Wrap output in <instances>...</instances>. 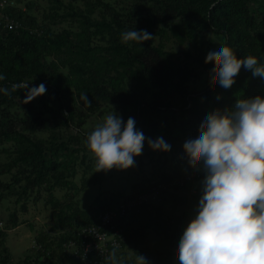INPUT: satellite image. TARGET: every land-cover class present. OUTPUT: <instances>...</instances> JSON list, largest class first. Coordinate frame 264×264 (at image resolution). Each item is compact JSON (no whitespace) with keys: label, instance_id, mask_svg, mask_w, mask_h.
<instances>
[{"label":"rangeland","instance_id":"rangeland-1","mask_svg":"<svg viewBox=\"0 0 264 264\" xmlns=\"http://www.w3.org/2000/svg\"><path fill=\"white\" fill-rule=\"evenodd\" d=\"M155 1L0 0V28L5 19L14 18L19 23L15 32L25 38L36 35L35 42L39 47V57L31 51L15 55L0 50V75L6 79L8 72H23L29 89L40 83L45 85L32 71L38 65L44 67L49 78L56 76L57 71L67 77L69 70L62 66L64 55L49 44L48 37L63 31H71L76 36L82 34L81 17L73 16L72 7L75 12L96 20H111L114 10H119L125 18L128 15L138 21L140 17L156 15ZM250 8L251 17L261 21L264 0H250ZM173 25L172 21L161 23L159 27L166 29L167 34L164 38L155 35L152 40L155 45H163L173 52L180 62L186 59V52L195 59H206L209 51L218 49L226 41V35L213 32L193 40H181L171 35L169 28ZM241 28L245 26L241 25ZM91 37L93 46L108 45L109 36L92 34ZM263 45V40L253 43L262 59L261 64H264ZM188 61L195 63L194 59ZM198 72L199 78L192 79L189 85L205 116L216 109L232 108L238 99L257 95L264 98V85L257 86L258 77L253 76L248 79L255 83L251 91L234 86L230 89L219 87L209 96L205 91L211 85L210 73L203 68H198ZM58 80L64 87L71 88L75 96L76 121H85L82 127L59 123L62 117L59 99L52 90L23 104L26 89L23 95L3 106L8 117L18 122L28 114L47 120L45 125L36 126L26 135L42 141L50 150L46 167L51 168L52 155L59 165L57 171H46L45 168L46 176L40 183L36 181V162H15L28 143L16 136L0 143V264H88L81 257L79 233L86 227V220L79 211L94 215L109 199L119 205L147 197L154 188L160 189L161 193L146 198L140 204L143 208L130 216L133 225L126 231L127 240L117 251V256H123L125 264H134L136 253L145 256L150 264H177L179 240L196 214L203 178L202 171L189 167L183 144L198 135L205 116L202 120L196 117V122L190 123L188 114L183 112L175 117L170 113L162 114L145 137L153 140L163 137L171 145L169 152L153 151L146 139L142 154L135 157L134 167L96 172L95 158L86 146V138L113 111L125 123L129 117L135 119L133 106L128 101L140 96L142 89L137 79H111V86L119 89L113 101L96 100L92 94L88 96L91 103L88 107L80 99L74 79ZM10 163L14 164L10 167ZM199 173L201 176H196ZM30 180L36 182L35 186H27ZM39 240L43 242L39 244Z\"/></svg>","mask_w":264,"mask_h":264},{"label":"trees","instance_id":"trees-1","mask_svg":"<svg viewBox=\"0 0 264 264\" xmlns=\"http://www.w3.org/2000/svg\"><path fill=\"white\" fill-rule=\"evenodd\" d=\"M155 3L158 7L156 15L140 17L138 21L130 19L128 15V19L125 18L119 10H114L111 20L106 18L96 20L89 15L75 12L72 7L73 16L81 17L82 34L76 36V33L71 31H63L48 37L49 44L64 55L62 66L69 70V75L66 77L54 70L56 76L49 78L41 65L32 71L38 76L39 82H45L46 89L52 90L55 97L59 99L58 109L62 116L60 124L67 126L74 124L82 127L85 121H76V109L73 105L75 96L71 88L61 85L57 82L60 81L58 79H74V86L79 96L82 93L87 96L93 94L96 100L106 101H113L119 93L118 88L111 86V79H137L142 94L135 95L136 97L128 102L135 112V127L144 135L155 127L164 113H170L175 117L177 113L183 112L188 114L186 117L190 123L196 122V117L200 120L204 118L205 115L200 110L198 100L193 96L195 93L190 90L189 83L192 79L199 78L198 68H203L210 73L214 64H205V58L195 59L189 52L185 53L186 59L180 62L173 52L167 51L163 45H155L153 40L143 44L124 43L121 40L123 32L147 30L153 36L164 38L168 31L160 28L159 25L172 21L174 25L169 28V31L176 38L193 40L210 32L224 34L226 35L224 44L233 50L238 59L251 55L258 59L259 64L262 63L253 43L262 40L264 42V17L261 21L251 17L250 0H156ZM241 25L245 28H241ZM92 34L109 36L108 45L93 46ZM35 38L36 35L25 38L15 31L0 33V50H8L15 55L31 51L39 57V47ZM262 48L264 51V45ZM188 59H194L196 65ZM22 74L23 72L18 71L6 73L7 78L0 81V88L6 87L10 90L12 84L24 82L26 78ZM251 76H253L252 73L242 67L232 86L251 91L255 83L257 86L264 85V80L259 77L255 83L248 81ZM219 87L213 89L210 85L205 93L211 96ZM25 91L26 89H18L10 96L0 93V143L14 136L24 139L28 147L20 151L15 162L18 160L36 162L35 167L38 170L36 181L42 183L46 176L45 168H47L46 171H57L59 163L55 155H52L51 168L46 167V157L50 150L42 141L28 137L26 132L33 130L36 126L45 125L47 120L28 114L26 118L18 122L10 119L3 109L4 105L17 96L23 95ZM20 125H23L22 128ZM13 164L10 163L8 166L11 167ZM60 174L64 175L62 172ZM35 183L30 180L27 186H35ZM105 202L107 204L98 208L94 215L88 211H79L85 216V226L94 224L98 214L117 206L110 199ZM142 208L143 205H139L131 209L128 215L121 219L126 221V231H129V227L133 225L130 216L137 214L136 212ZM38 242L40 244L43 240Z\"/></svg>","mask_w":264,"mask_h":264},{"label":"clouds","instance_id":"clouds-1","mask_svg":"<svg viewBox=\"0 0 264 264\" xmlns=\"http://www.w3.org/2000/svg\"><path fill=\"white\" fill-rule=\"evenodd\" d=\"M153 37L147 30L121 33L124 43L143 44ZM208 63L214 64L210 72L213 89H230L242 67L264 79V64L251 55L238 59L226 44L208 52ZM4 79L0 75V81ZM18 89H28L23 104L47 91L43 83L29 89V83L21 82L12 84L10 90L0 88V93L10 96ZM80 99L91 106L86 94ZM146 139L153 151L171 150L163 137L146 138L136 129L134 118L125 123L113 111L85 143L100 172L134 167ZM183 152L189 167L202 171L203 178L196 214L179 240L177 264H264V98L238 99L232 108L213 110L200 123L198 135L184 142ZM117 250L114 246L105 264H125ZM134 264L150 262L136 253Z\"/></svg>","mask_w":264,"mask_h":264},{"label":"built area","instance_id":"built-area-1","mask_svg":"<svg viewBox=\"0 0 264 264\" xmlns=\"http://www.w3.org/2000/svg\"><path fill=\"white\" fill-rule=\"evenodd\" d=\"M18 26V21L8 17L0 30L3 29L2 32L16 31ZM196 176L200 177L201 174ZM160 193V189L154 188L147 197L121 203L98 214L97 221L86 226L79 233L83 260L88 264H104L105 258L113 247L115 246L119 250L127 240L126 221L121 219L125 218L131 209L142 204L146 198Z\"/></svg>","mask_w":264,"mask_h":264}]
</instances>
